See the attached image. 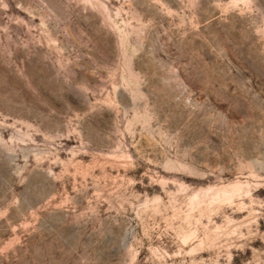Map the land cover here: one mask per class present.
I'll return each mask as SVG.
<instances>
[{
    "label": "rangeland",
    "instance_id": "1",
    "mask_svg": "<svg viewBox=\"0 0 264 264\" xmlns=\"http://www.w3.org/2000/svg\"><path fill=\"white\" fill-rule=\"evenodd\" d=\"M0 264H264V0H0Z\"/></svg>",
    "mask_w": 264,
    "mask_h": 264
}]
</instances>
